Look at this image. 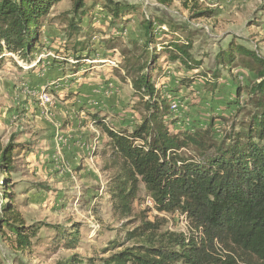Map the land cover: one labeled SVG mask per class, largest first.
Wrapping results in <instances>:
<instances>
[{
	"label": "rangeland",
	"instance_id": "rangeland-1",
	"mask_svg": "<svg viewBox=\"0 0 264 264\" xmlns=\"http://www.w3.org/2000/svg\"><path fill=\"white\" fill-rule=\"evenodd\" d=\"M123 1L136 9L127 16L130 20L125 21L122 35L110 24L105 0H86L93 14L83 17L79 31L69 26L72 1L62 0L45 20L43 46L35 59L27 63L7 53L0 64V144L4 147L12 142L16 154L14 170L5 174L0 168V220L4 206L38 229L35 246L21 251L9 239V231L0 228V264H55L72 255L104 257L103 249L110 241L122 240L140 223L137 217L120 220L113 214L106 191L111 174L103 170L102 156L109 137L91 122L90 115L100 110L101 115H109V124L118 128L132 125L145 113L141 95L133 90L124 70L125 55L133 57L136 51L140 56L145 51V18L171 20L177 31L174 33L169 23L167 30L157 25L160 39L191 38L192 60L200 62L199 68L189 69L180 61L161 60L164 73L161 68L155 71L157 86L163 91L178 89L180 100L187 105L176 125L167 121L172 132L190 123L207 125L214 117L220 139L232 128L240 129L254 112L249 85L255 77L245 67L250 58L238 53L234 68L219 65L216 58L232 41L264 58V0H197L199 8L194 11L180 1L168 7L155 0ZM204 10L213 14L193 16ZM131 40L138 41V49ZM79 41L90 42L81 51L76 44ZM76 49L79 51L74 54ZM184 78L192 79L191 85H181ZM213 81L218 90L213 89ZM237 85L242 88L239 95ZM100 86L103 88L97 93ZM45 94L50 97L49 104L40 99ZM76 121L86 126L83 132ZM84 139L85 144L80 143ZM63 145H75L79 153L67 155ZM6 191L11 192L10 198L4 196ZM134 206L137 213L145 211L150 220L164 218L166 229L185 235L193 232L187 214L159 211L144 185ZM74 237L77 240L72 248L67 242ZM217 252L227 253L221 245Z\"/></svg>",
	"mask_w": 264,
	"mask_h": 264
},
{
	"label": "trees",
	"instance_id": "trees-1",
	"mask_svg": "<svg viewBox=\"0 0 264 264\" xmlns=\"http://www.w3.org/2000/svg\"><path fill=\"white\" fill-rule=\"evenodd\" d=\"M60 1L0 0V64L7 59V53L27 63L35 59L43 46L45 20ZM71 1L73 15L69 26L79 31L83 17L93 11L86 0ZM155 1L165 7L180 1L188 10L199 8L197 0ZM103 7L110 15L111 26L122 35L125 21L130 20L127 16L136 7L123 0H105ZM212 14V10H204L193 16ZM168 23L175 33L176 25L168 18H145V51L140 56L136 51L133 57L125 55V74L133 90L141 95L145 112L141 118L130 126L122 124L116 128L109 124V115H101L100 110L90 115L91 122L109 137L102 156L103 170L111 174L106 191L113 214L120 220L137 217L140 223L128 230L122 240L110 241L103 249L104 257L72 255L55 264H264V58L233 41L217 55L219 65L233 68L238 53L250 58L245 67L255 77L249 85V101L255 109L240 129L232 128L219 139L213 117L207 125L190 123L172 132L167 121L174 125L179 121L170 103L181 97L178 89L161 90L155 71L161 68L164 73L161 60L180 61L189 69L199 68L200 62L192 60L191 38L160 39L157 25ZM131 42L139 48L138 41ZM76 44L81 51L87 46L85 41ZM191 80L184 78L181 85L187 87ZM215 82L213 89L218 90ZM241 91L237 85L238 95ZM15 156L12 142L4 147L0 144V168L5 174L14 170ZM142 185L159 211L187 214L193 232L185 235L171 231L164 228V218L150 220L145 211L137 213L134 205ZM5 195L10 198L11 192L6 191ZM2 210L0 228L9 231V239L17 250L31 251L37 227L26 225L13 209L3 206ZM75 240L76 237L70 239L67 245L75 247ZM218 245L226 249L225 255L217 252Z\"/></svg>",
	"mask_w": 264,
	"mask_h": 264
},
{
	"label": "built area",
	"instance_id": "built-area-1",
	"mask_svg": "<svg viewBox=\"0 0 264 264\" xmlns=\"http://www.w3.org/2000/svg\"><path fill=\"white\" fill-rule=\"evenodd\" d=\"M149 1L146 0V3H148ZM158 29L160 30H167V27L165 25H161L158 26ZM11 55H14L12 53H8ZM105 61V60H104ZM112 64L116 65V61H113L112 59L109 60ZM41 101L43 104H49L51 102L50 97L48 96V94L45 95H41L40 97ZM170 108L174 113V117H180V114L187 109V105H185V103H183V101H181L180 99H173L170 103ZM186 120H189V117L185 118ZM93 149V148H92Z\"/></svg>",
	"mask_w": 264,
	"mask_h": 264
},
{
	"label": "crops",
	"instance_id": "crops-1",
	"mask_svg": "<svg viewBox=\"0 0 264 264\" xmlns=\"http://www.w3.org/2000/svg\"><path fill=\"white\" fill-rule=\"evenodd\" d=\"M100 88L102 89L103 87L100 86V87H98V89H95L97 93H99V91H100L99 89H100ZM96 98H97V97H96ZM96 98H95V99H96ZM96 100H97V99H96ZM101 104H102V103H101ZM101 104H100V102H99V103L97 102V105H99V107H101ZM76 122H77V123H76V124H77V129L80 130V132H83L82 130H85V129H86V126H85V127H84V126H81V125H80L81 121H76ZM78 122H79V123H78ZM87 127H88V126H87ZM89 132H92V131H89ZM97 134H99V133H97ZM86 137H87V136H86ZM86 137H85V138H86ZM95 137H96V136H95ZM95 137L90 138L89 140L92 142V140H93ZM102 138H104L103 135H102ZM86 139H87V138H86ZM86 139H84V140H80V143H81L82 141L85 142ZM84 142H82V143L85 144ZM58 143H59V142H58ZM60 143H61V142H60ZM93 143H95V142H93ZM62 144H64V143L62 142ZM63 148H64V150L66 151V154H67V155H69V153H70V154H72V153H79V150H78L77 146H75V145H74V146H71V145H70V146H68V147H65V145H63ZM79 148H80V147H79Z\"/></svg>",
	"mask_w": 264,
	"mask_h": 264
}]
</instances>
